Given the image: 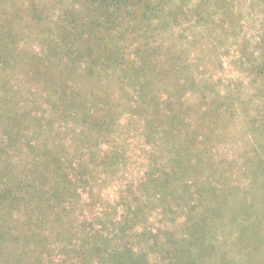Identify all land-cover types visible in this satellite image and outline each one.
Listing matches in <instances>:
<instances>
[{
  "label": "trees",
  "instance_id": "trees-1",
  "mask_svg": "<svg viewBox=\"0 0 264 264\" xmlns=\"http://www.w3.org/2000/svg\"><path fill=\"white\" fill-rule=\"evenodd\" d=\"M166 13L153 0H0V264H47L55 241L74 264H152L151 254L164 264H234L216 251L207 216L194 217L204 202L209 218L227 215L238 252L248 247L243 240L256 227L242 216L262 214L255 206L264 202V156L243 155L252 201L236 195L226 161L218 162L226 189H216L213 142L237 111L228 96L210 98L208 83L182 79V52L152 43ZM140 34L148 41L134 44ZM252 69L264 99V44ZM187 89L199 96L186 105ZM125 115L149 146L145 173L97 219L100 231L84 222L73 231L66 204H78L97 171L116 175L123 164L117 148L97 149ZM250 128L264 140V113ZM62 131L72 134L74 154ZM153 211L169 221L182 215L183 233L137 234Z\"/></svg>",
  "mask_w": 264,
  "mask_h": 264
},
{
  "label": "rangeland",
  "instance_id": "rangeland-1",
  "mask_svg": "<svg viewBox=\"0 0 264 264\" xmlns=\"http://www.w3.org/2000/svg\"><path fill=\"white\" fill-rule=\"evenodd\" d=\"M153 1L155 3L161 1L167 13L164 17L165 29L160 30L159 35L155 32L156 36L152 43H162L167 52L169 50H175L177 54L182 52L184 60L182 79L188 73L196 82L208 83L211 85V90L207 95L210 98L218 97L219 103H223L221 99L224 100V96L233 99L232 106L237 111V117L230 124L227 132L219 130L220 137L213 142L211 150L216 171L213 181L217 190H225V183L219 178L221 167L218 162L231 163L224 166L227 177L229 175L231 177L230 185L237 190L236 195L239 199L246 197V202H250L255 191L250 188L249 173L242 174L240 170L243 169L244 153L251 158L264 156L260 148L264 146V140L257 131L250 128L252 122L259 120L264 113V99L256 90L261 86V82H256L252 74V65H257L261 60L264 44V2L262 0H174L171 5V1L168 0V2ZM171 7L172 11L177 13L174 16H171ZM156 23L154 21V24ZM147 41L140 34L134 44H144ZM196 92L186 90L184 98L186 105L198 100L199 94ZM160 97L164 99L165 94H161ZM241 103H245L247 111L242 110ZM191 117L186 118V122L195 121ZM140 126L137 121L130 123L127 115L123 116L109 141L101 144L97 149L99 152H106L117 148L125 158L116 175L97 171L95 181H91V188L79 190L78 204H66L71 212L73 231L74 228L81 229L83 222L93 225L95 231H100L102 226L97 219L104 221L105 213H109L113 206L117 205L121 193L129 185H135L144 175L149 146L144 142L143 130ZM67 134L69 136L66 138L62 131L61 138H64L66 145L70 147L69 151L74 154L72 134L70 132ZM86 152L88 154L87 149H82L85 157H87ZM166 154L167 152L164 151L162 156ZM191 190L193 191L194 187ZM233 197V195L228 196L229 208H235ZM191 201L190 206L197 204L195 200ZM202 204L203 206H197L194 217L198 220L202 216H207L211 226V240L219 254L225 253L234 264H264V202L255 206V211L262 210L259 218L251 215L242 216L244 224H254L256 227V230H253L252 234L247 233L248 237L243 240L248 245L242 250L243 252L237 250L239 248L236 242L237 231L234 226H228L227 215L218 219L209 218L210 212L206 209V203ZM238 217L241 220V216ZM185 225L184 217L177 212L171 215L169 221L160 216L158 211H153L148 216L147 222L136 229V233L145 231L154 235L168 228L180 236ZM109 231L113 233L112 228ZM71 258V254L62 253L58 241H55L51 246V255L46 256L45 259L47 264H74L75 260ZM149 258L152 264H164L159 262L154 254Z\"/></svg>",
  "mask_w": 264,
  "mask_h": 264
}]
</instances>
